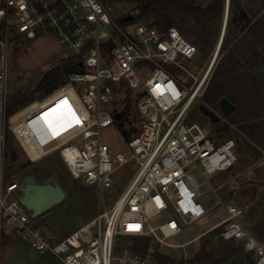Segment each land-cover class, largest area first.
I'll list each match as a JSON object with an SVG mask.
<instances>
[{
	"label": "built area",
	"instance_id": "1",
	"mask_svg": "<svg viewBox=\"0 0 264 264\" xmlns=\"http://www.w3.org/2000/svg\"><path fill=\"white\" fill-rule=\"evenodd\" d=\"M119 2L125 3L0 0V232L10 226L42 257L65 264H161L158 255L165 254L164 247L180 246L170 241L173 236L222 205L220 219L210 229H220L223 238L239 241L254 264H264V235L245 226L242 209L217 192L212 204L202 199L201 187L209 184L210 175L232 168L239 160L234 137H213L191 118L225 30L198 79L183 63L199 53L193 40L175 26L141 20L136 6L117 19L113 4ZM128 14L135 18L124 21ZM46 32L67 46V56L79 67L53 93L9 113V76L17 63L16 52L23 40ZM168 65L188 71L194 83L188 85ZM129 89L137 95L142 125L127 140V152H114L103 140L102 130L115 125L119 111L113 105ZM69 90L76 95L77 109L69 97L56 98L60 91ZM213 110L230 123L222 110ZM8 132L32 161L59 150L71 174L86 185H96L101 195L114 186L120 166L135 161L136 172L109 208L57 238L31 222L32 214L17 196V191H24V178H6ZM196 172L204 178L202 183ZM120 236L150 240L144 252L129 244L118 254Z\"/></svg>",
	"mask_w": 264,
	"mask_h": 264
},
{
	"label": "rangeland",
	"instance_id": "2",
	"mask_svg": "<svg viewBox=\"0 0 264 264\" xmlns=\"http://www.w3.org/2000/svg\"><path fill=\"white\" fill-rule=\"evenodd\" d=\"M197 1L205 6L212 2V0ZM239 1L240 4L238 5L236 2L232 3V1L226 0V10L223 17L210 24L215 29V35L213 36L211 45L206 49L200 50L197 44L199 49L198 55L190 60L185 59L183 63L184 66L187 67L198 79L201 78L212 61L223 30H225L223 42L215 64L203 87L201 99L196 102V105L192 109L191 118L204 125L213 137L220 135H224L223 139L234 137L237 141L236 147L239 151V160L232 168L225 171H218L215 174L210 175L209 184L212 186L210 187L208 183L202 184V199L208 204H212L217 198L215 193L217 192L227 203H234L243 209V215H241V217L249 214L252 218H259V222L263 223L264 70H261L260 67L264 65L253 70L257 80V96L254 99L253 105L246 107L247 110L245 111L248 112L249 116L254 117L249 120V125L253 122H256L258 125L257 131L253 134L250 133L248 129H245L242 124H239L242 122L239 119L238 122H234L228 117V122H233L237 127L235 128L232 124H230L231 122L227 123L223 120L227 123V128H223V124L211 123L210 120L202 114L201 110L197 108L200 103H205L204 94L211 87L214 81V73L221 59L228 57L234 50L238 52L235 48L236 46L242 50H239L241 53V57H239L240 60H246L253 54V50L250 49L249 46L245 47L244 50L241 47L240 38L247 27L241 31V26L243 25L242 22H233L232 18L238 14L240 9L239 7H243L248 16L251 18V21H257L259 17L264 15V0ZM113 6L115 9L114 16L117 19H121L122 14L126 11L133 10L135 5L131 2H119L113 4ZM225 17L227 18V22H225ZM192 39L193 38H191V40ZM22 42L23 44L16 52L17 63L10 70L9 87L11 90V100L13 98L18 100L19 98L33 95L30 97L31 100H28L25 104L23 103V100L19 102V104H23L25 106L34 99H39L35 97L38 96L36 95L38 93L36 86L40 79H42L44 75H49L57 66L62 67L65 64L69 65L70 60L73 58L70 55L67 56V46L61 43L58 37H56L53 33L46 32L39 34L34 38L23 40ZM259 49L264 51L263 46ZM168 66L171 67L170 65ZM180 68L181 67L179 66H172L171 70L177 74L181 80L185 79L188 85L193 84L195 78L192 77L188 71ZM245 70V64L242 62L238 66V72L243 73ZM233 89L234 87H232V90ZM136 97L137 95L135 94L128 96L126 93L121 92V94L117 96L113 105L114 109L117 111H123L127 104L129 106L128 120L125 123V129L128 133L126 138L124 137V133H122L120 129L116 128L115 125L103 128L102 130L103 140L107 141L111 145L114 152H127L128 147L125 139L128 140L131 135L138 132L141 128L142 117L136 105ZM206 100L208 104H211L208 98H206ZM23 105L17 106V109L24 107ZM12 140V143L17 148L20 156L18 161L15 163L10 160L9 155L7 156V180L24 178L26 175H33L40 183L58 184L66 192L65 198L58 204L54 205L51 209L37 217L31 216V222L33 224L38 225L50 235L57 238L65 237L98 215L99 212H103L105 207L109 208L113 204L114 200L125 189L136 172L137 165L135 161H131L123 166H120L117 168L115 173L114 186L112 188L105 189L104 194L101 195L96 185H86L83 180L75 178L71 174L66 162L60 154L61 152L58 150L50 152L40 160L32 161L17 143L13 135ZM196 174L199 181L202 183L204 178L198 172H196ZM213 188L217 190L215 191ZM22 194L23 192L17 191L18 197H21ZM222 209V205L215 207L206 215L205 220L195 221L192 225L187 226L180 235L172 237L170 241L183 242L200 233L202 230L210 227L220 219L219 214ZM27 212L30 215L32 214L30 210H27ZM259 222L258 224H260ZM262 230L264 231V228L256 229L259 234ZM220 240L219 229L211 231L209 234H206L200 239L197 250H195L197 242L191 243L184 248L188 258L185 257V254L181 258H172L170 256L172 260V263L170 264H186V260L197 263V261H195L197 258L194 257L199 256L200 258L203 256L205 257L206 255L209 256V258H207L211 260V264H221L223 252H221L219 247V245L221 246ZM133 241L134 237H118L116 240L117 253L119 254L123 246L129 244L132 245ZM231 245H234L235 248L232 251L229 250L231 251V255L229 254L230 257L238 254H240L239 256L244 255L246 257L243 256V258L248 260L249 264H254V260L250 254L243 249L242 243L236 242V244ZM166 248L167 246L165 247V250L170 254H179L182 251L181 249H172L170 246H168L167 249ZM195 251L198 255L195 254ZM167 252H164L163 250V253L169 255ZM228 257L229 256L225 258ZM201 259L204 261L203 258ZM0 264L65 263L54 258L47 259L45 256H38V254L29 246L27 241L14 232L12 227L5 226L0 232ZM188 264L192 263L188 262Z\"/></svg>",
	"mask_w": 264,
	"mask_h": 264
},
{
	"label": "trees",
	"instance_id": "3",
	"mask_svg": "<svg viewBox=\"0 0 264 264\" xmlns=\"http://www.w3.org/2000/svg\"><path fill=\"white\" fill-rule=\"evenodd\" d=\"M124 1L133 3L139 9L138 17L141 20H146L150 23H153L154 25L157 24L158 26L177 27L190 39L193 38L194 42L198 44L200 50L206 49L211 45L213 36L215 35V29L210 24L213 21H216L217 19L223 17L226 10V0H212V2L206 6L199 3V1L197 0ZM230 1H232V3L236 2L238 5L240 4L239 0ZM239 8L240 9L238 11V14L234 18H232V20L233 22H242L243 25L241 26V31H243L247 27L240 38L241 47L244 50L245 47L249 46V48L253 50V54L246 60H240V51L242 50L241 48L239 49L238 46H236L235 48L238 50V52L233 49L234 51H232V53L228 57L221 59L214 73V81L211 87L204 94V102L211 108L220 110L219 101L223 97L229 98L233 103L236 104V107L227 116V119L229 117L234 122H238L239 119L240 121H242L239 124H242L245 129H248L249 132L253 134L257 131L258 125L256 124V122H253L251 123V125H249V120L254 117L249 116L248 112L245 111L247 110L246 107L253 105L254 99L257 96V80L255 75L253 74V70L259 66L264 65V51H261L259 49L261 46H263L264 48V15L262 17H259L257 21H251V18L248 16L245 9H243V7ZM242 62H244L246 70L243 73H240L238 72V66ZM69 63V65L65 64L62 67L57 66L49 75H44L42 79H40L36 86V90L38 92L36 95L38 96H36L35 98H44L53 93L61 85L66 83L67 75L69 74V72L79 67L74 59H71ZM232 87H234L233 90ZM127 92V95L131 96V90L129 89L127 90ZM31 96L33 95L22 97L18 100L13 98L9 104V113L14 112L17 109V106L23 105L19 104L20 101L23 100V103L25 104L26 102H28V100H31ZM206 98L209 99L211 104L207 103ZM128 115V104L123 111L115 113V127L120 129L122 133H124L125 138L128 134L125 129V123L128 120ZM231 123L234 124L233 122ZM7 139L9 146H14V144L12 143V133L8 132ZM125 140L127 141V139ZM149 240V237L136 236L134 237L132 248L136 251L144 252L146 245L149 243ZM158 257L161 264L172 263L171 257L169 255L159 253ZM207 257L209 258L208 255L200 258L199 256H196L194 258H197V260H195L197 262L211 261ZM201 258H203L204 261H202Z\"/></svg>",
	"mask_w": 264,
	"mask_h": 264
},
{
	"label": "water",
	"instance_id": "4",
	"mask_svg": "<svg viewBox=\"0 0 264 264\" xmlns=\"http://www.w3.org/2000/svg\"><path fill=\"white\" fill-rule=\"evenodd\" d=\"M134 18L135 16L133 14H128L123 17V20L129 21L133 20ZM225 21H227L226 17ZM260 69L264 70V66L260 67ZM219 105L224 115H229L235 108V104L227 97H223L219 101ZM197 108L201 110L202 114L206 116L211 123L223 124V128H227V123L224 122L222 117L208 105L205 103H200ZM221 136L222 135H220V137ZM9 156L12 162L15 163L18 161L20 155L14 146L10 147ZM24 182L25 188L22 196L20 197V202L32 212L33 217H37L45 213L54 205L61 202L66 196L65 190L58 184L40 183L33 175H26L24 177ZM230 264L242 263L232 262Z\"/></svg>",
	"mask_w": 264,
	"mask_h": 264
},
{
	"label": "crops",
	"instance_id": "5",
	"mask_svg": "<svg viewBox=\"0 0 264 264\" xmlns=\"http://www.w3.org/2000/svg\"><path fill=\"white\" fill-rule=\"evenodd\" d=\"M235 104V103H234ZM236 105V104H235ZM224 133V132H223ZM242 209V208H241ZM208 214V213H207ZM206 214V215H207ZM206 215H204L203 217H201L199 220H197V221H202V220H205V217H206ZM241 215H243V209H242V213H241ZM241 215H240V219L242 220V222L245 224V226H247L250 230H252V232L253 233H255L256 235H258V236H263L264 235V231L262 230V232L259 234V232H257L256 231V229H258V228H264V222L263 223H260L259 222V218H252L249 214H246L247 216H243V217H241ZM244 217H245V219H244ZM258 222L260 223V224H258ZM193 224V223H192ZM192 224H189V225H192ZM189 225H185L184 226V228H183V230L179 233V234H177V235H175V236H178V235H180L183 231H184V229L187 227V226H189ZM260 225H262V226H260ZM212 226V225H211ZM210 226V227H211ZM260 226V227H259ZM210 227H208V228H206V229H204V230H202L200 233H198V234H196V235H194L193 237H191L190 239H188V240H185V241H183V242H173V243H177V244H180V246H174V247H171L172 249H181L182 251L179 253V254H170V253H168L166 250H165V247L163 248V250H164V252H167L168 254H169V256H171L172 258H181L182 256H184V254H185V257L186 258H188L187 257V253H186V251H185V247L186 246H188L189 244H191V243H194V242H197V246H196V249L195 250H197V248H198V244H199V242H200V239L202 238V237H204L206 234H209V232H211V231H214V230H217V228L216 229H210ZM175 236H173V237H175ZM219 238L221 239L220 240V243H221V246L219 245V247H220V249H221V252H223L222 254V256H223V258H222V261H221V264H230V263H232V262H237V263H242V264H249V262H248V260H246V259H244L243 258V256L241 255V256H239L240 254H238V255H234V253H233V257H230V253H231V251L235 248L234 247V245H231V244H236V242H239V241H235V240H232V239H225V238H223L221 235H220V229H219ZM222 241V242H221ZM168 248V247H167ZM166 248V249H167ZM34 250V249H33ZM229 250H231V251H229ZM35 251V250H34ZM36 252V251H35ZM37 253V252H36ZM38 254V256H41L39 253H37ZM195 254H196V251H195ZM194 254V255H195ZM230 254V255H229ZM250 254V253H249ZM193 255V256H194ZM192 256V257H193ZM227 256H229L228 258H225V257H227ZM239 256V257H238ZM250 256L252 257V255L250 254ZM42 257V256H41ZM191 257V258H192ZM238 257V258H237ZM244 257H246V256H244ZM190 258V259H191ZM253 259V258H252ZM188 262L189 263H192V264H211V261H207V262H205V263H193V262H190V261H188V260H186V264H188Z\"/></svg>",
	"mask_w": 264,
	"mask_h": 264
},
{
	"label": "bare ground",
	"instance_id": "6",
	"mask_svg": "<svg viewBox=\"0 0 264 264\" xmlns=\"http://www.w3.org/2000/svg\"><path fill=\"white\" fill-rule=\"evenodd\" d=\"M227 22V21H225ZM217 57V56H216ZM216 61V60H215ZM213 63V62H212ZM61 97H69V99L72 101L70 104L75 107L76 109L80 107L79 103L77 102L76 95L71 91H60L57 95L56 98H61Z\"/></svg>",
	"mask_w": 264,
	"mask_h": 264
},
{
	"label": "flooded vegetation",
	"instance_id": "7",
	"mask_svg": "<svg viewBox=\"0 0 264 264\" xmlns=\"http://www.w3.org/2000/svg\"><path fill=\"white\" fill-rule=\"evenodd\" d=\"M253 74L255 75V72H253ZM235 107H236V105H235ZM219 109L221 110V107H220ZM234 109H235V108H234ZM234 109H233V110H234ZM215 110H216V109H215ZM220 110H219V111H220Z\"/></svg>",
	"mask_w": 264,
	"mask_h": 264
},
{
	"label": "clouds",
	"instance_id": "8",
	"mask_svg": "<svg viewBox=\"0 0 264 264\" xmlns=\"http://www.w3.org/2000/svg\"><path fill=\"white\" fill-rule=\"evenodd\" d=\"M193 196V195H192Z\"/></svg>",
	"mask_w": 264,
	"mask_h": 264
}]
</instances>
